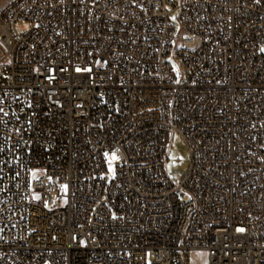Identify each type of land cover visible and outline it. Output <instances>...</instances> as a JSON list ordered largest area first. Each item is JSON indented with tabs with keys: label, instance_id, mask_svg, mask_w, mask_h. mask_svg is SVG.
I'll return each mask as SVG.
<instances>
[{
	"label": "built area",
	"instance_id": "2783aa9c",
	"mask_svg": "<svg viewBox=\"0 0 264 264\" xmlns=\"http://www.w3.org/2000/svg\"><path fill=\"white\" fill-rule=\"evenodd\" d=\"M196 254L264 264V0L9 1L0 264Z\"/></svg>",
	"mask_w": 264,
	"mask_h": 264
},
{
	"label": "rangeland",
	"instance_id": "374dc122",
	"mask_svg": "<svg viewBox=\"0 0 264 264\" xmlns=\"http://www.w3.org/2000/svg\"><path fill=\"white\" fill-rule=\"evenodd\" d=\"M9 1L11 0H0V9H2ZM169 14V21L175 28V36L178 37L181 33L180 31V24L178 21V14L173 12L171 8L168 9ZM27 23H18L15 28L18 32H25L28 30ZM181 157L183 163L181 165L175 164V158ZM190 165V156L188 149L184 140L177 134L173 135L169 152H168V163H167V170L170 176L175 177L176 175H180L185 173ZM184 202L188 201V197L183 199ZM203 263V256L201 254H196L191 258V264H202Z\"/></svg>",
	"mask_w": 264,
	"mask_h": 264
},
{
	"label": "snow or ice",
	"instance_id": "6c2138e0",
	"mask_svg": "<svg viewBox=\"0 0 264 264\" xmlns=\"http://www.w3.org/2000/svg\"><path fill=\"white\" fill-rule=\"evenodd\" d=\"M242 231V230H241Z\"/></svg>",
	"mask_w": 264,
	"mask_h": 264
}]
</instances>
